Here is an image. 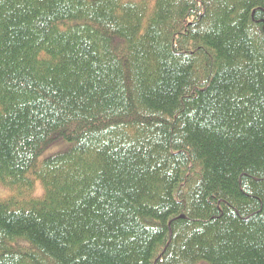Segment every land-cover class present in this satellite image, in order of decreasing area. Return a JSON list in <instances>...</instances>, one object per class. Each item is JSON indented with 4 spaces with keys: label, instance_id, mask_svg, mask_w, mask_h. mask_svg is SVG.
Returning <instances> with one entry per match:
<instances>
[{
    "label": "trees",
    "instance_id": "trees-1",
    "mask_svg": "<svg viewBox=\"0 0 264 264\" xmlns=\"http://www.w3.org/2000/svg\"><path fill=\"white\" fill-rule=\"evenodd\" d=\"M0 264H264V0H0Z\"/></svg>",
    "mask_w": 264,
    "mask_h": 264
},
{
    "label": "rangeland",
    "instance_id": "rangeland-1",
    "mask_svg": "<svg viewBox=\"0 0 264 264\" xmlns=\"http://www.w3.org/2000/svg\"><path fill=\"white\" fill-rule=\"evenodd\" d=\"M48 154H49V152L45 151L44 154H42V155L40 156V158H41V157H45V155H48ZM36 183H37V185H36V187H35L34 195H35V196H39V195L42 194V193H41L42 189H41V187H40V185H39V182H36Z\"/></svg>",
    "mask_w": 264,
    "mask_h": 264
}]
</instances>
